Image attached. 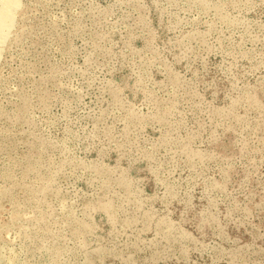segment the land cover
<instances>
[{"label": "rangeland", "instance_id": "rangeland-1", "mask_svg": "<svg viewBox=\"0 0 264 264\" xmlns=\"http://www.w3.org/2000/svg\"><path fill=\"white\" fill-rule=\"evenodd\" d=\"M0 264H264V0H0Z\"/></svg>", "mask_w": 264, "mask_h": 264}]
</instances>
